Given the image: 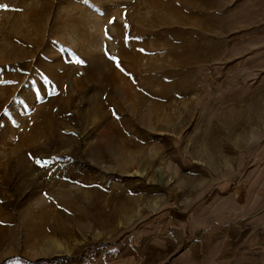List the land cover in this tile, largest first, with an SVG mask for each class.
I'll use <instances>...</instances> for the list:
<instances>
[{
    "label": "rangeland",
    "instance_id": "374dc122",
    "mask_svg": "<svg viewBox=\"0 0 264 264\" xmlns=\"http://www.w3.org/2000/svg\"><path fill=\"white\" fill-rule=\"evenodd\" d=\"M260 21L251 0H0V264L165 236L264 264V68L234 50Z\"/></svg>",
    "mask_w": 264,
    "mask_h": 264
},
{
    "label": "crops",
    "instance_id": "0c3cea01",
    "mask_svg": "<svg viewBox=\"0 0 264 264\" xmlns=\"http://www.w3.org/2000/svg\"><path fill=\"white\" fill-rule=\"evenodd\" d=\"M251 3H256L260 6V24L248 28L245 32L237 33L234 37L236 38L234 41L237 45L234 50L239 53L237 56V63L248 62L249 68L256 65L264 68V0H251ZM154 232H159V228L156 227ZM165 237H155L154 242H149L152 249L156 251L153 257H150L151 254L147 248H138L139 246L136 243L131 244L129 247L130 250H132L129 256L122 257L115 260L114 263L109 264H201L202 259L199 257L197 258L198 261L194 257L190 259L192 254H190L189 251L184 253L181 252V254L175 255V257H173V255L170 256L172 247ZM160 254L165 255L161 256ZM206 264L212 263L208 262Z\"/></svg>",
    "mask_w": 264,
    "mask_h": 264
},
{
    "label": "snow or ice",
    "instance_id": "6c2138e0",
    "mask_svg": "<svg viewBox=\"0 0 264 264\" xmlns=\"http://www.w3.org/2000/svg\"><path fill=\"white\" fill-rule=\"evenodd\" d=\"M3 7H6V6H3ZM78 62H80V61H78ZM117 67H119V64L118 63H117ZM38 163H41V166H46L48 164L47 161H45V162H39L38 161Z\"/></svg>",
    "mask_w": 264,
    "mask_h": 264
}]
</instances>
